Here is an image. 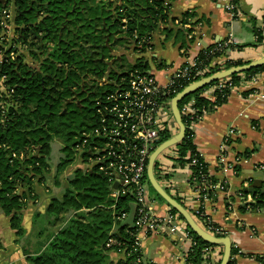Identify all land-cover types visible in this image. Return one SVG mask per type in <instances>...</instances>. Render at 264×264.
Returning a JSON list of instances; mask_svg holds the SVG:
<instances>
[{
	"label": "trees",
	"instance_id": "obj_1",
	"mask_svg": "<svg viewBox=\"0 0 264 264\" xmlns=\"http://www.w3.org/2000/svg\"><path fill=\"white\" fill-rule=\"evenodd\" d=\"M172 1L0 0V210L9 218L10 228L21 235V211L38 198L36 185L52 178L60 189L47 196L44 209L47 223L56 229L40 252L25 257L27 264H111L106 253L122 249L128 256L118 264H134V196L111 199L114 185L110 186L95 165H87L89 144L94 140L99 104L130 75L149 71L142 55L150 49L153 34L160 26L177 20L168 17ZM232 3L236 16L239 0ZM188 17L192 15L184 13L180 23ZM253 33L257 42L264 43L261 29L254 28ZM53 45L56 50L51 52ZM214 45L197 56L198 64L208 67L203 76L248 63L227 59L212 65L210 62L225 56L227 49L241 48L229 45L211 52ZM23 47L32 63L19 52ZM263 71L264 64L242 75L250 77ZM230 78L234 86L241 80L239 74ZM204 88L179 101L178 108L193 99L195 108L206 110L210 102L200 97ZM229 92L224 88L223 97L218 93L211 106L223 103ZM181 121L185 125L183 117ZM166 136L161 135V140ZM54 144L59 156L53 165ZM174 147L179 165L186 164L195 153L190 131L185 127L181 142ZM77 160L84 166L74 167L60 179ZM198 160V165L190 167L192 178L197 183L214 185L206 163ZM145 180L148 183L146 175ZM149 190L153 198L166 204L150 185ZM211 191H207L208 196ZM256 198L264 199V194ZM166 206L167 211L175 212ZM131 208L132 223H127ZM191 215L201 229L209 230L202 217ZM189 233L194 244L185 255L186 264H202L203 248L212 245L190 229ZM215 235L225 237L223 232ZM111 237L120 244L106 247ZM234 252L231 248L228 264L233 263ZM143 264L156 263L145 260Z\"/></svg>",
	"mask_w": 264,
	"mask_h": 264
},
{
	"label": "crops",
	"instance_id": "obj_2",
	"mask_svg": "<svg viewBox=\"0 0 264 264\" xmlns=\"http://www.w3.org/2000/svg\"><path fill=\"white\" fill-rule=\"evenodd\" d=\"M184 13L192 17L180 23ZM168 17L177 20L161 25L153 34L150 49L142 55L143 61L150 66L149 71L161 85L186 61L195 58L210 45L227 40L229 35L232 39L230 45L241 48L227 49L225 56L211 61L212 65L227 59L251 62L264 56V43L257 42L253 33L254 28L261 29L264 35V0H239L236 16H231L220 1L173 0ZM177 35L183 38L178 41ZM242 73H238L241 80L230 90L226 100L216 106L209 104L194 123L193 144L206 163L215 186L210 189L209 199L202 208L229 238L235 251L232 264H264V204L253 203L258 194H263L264 188L263 183L260 186L264 180V71L254 75V81ZM229 130H233V134L229 135ZM170 150L174 151L175 147ZM164 157L172 169L169 181L172 189H168L167 193L174 199L178 197V202L192 214L199 204L194 201L190 170L179 165L175 158H167L165 152ZM228 163H232L233 167L223 170ZM252 185L255 186L254 196L247 191ZM35 189L38 198L21 211V235L10 228L9 218L0 210V264H25L27 255L40 252L46 245L42 244L34 251L30 247L23 252L12 246L13 241L18 243L17 237L29 236L34 220L44 215L47 195L42 191V184H37ZM241 192L249 195L246 201L239 197ZM154 210L165 212L168 207L157 201ZM132 213L131 208L127 223H132ZM142 242L145 249L141 246ZM150 246L153 250L148 253ZM190 246V238L183 235L155 232L142 238L140 252L144 260L156 264H183V256ZM214 246L218 247L213 248L212 245L213 260H218L222 247ZM106 255L111 264H118L123 259L122 253L117 251H108Z\"/></svg>",
	"mask_w": 264,
	"mask_h": 264
},
{
	"label": "built area",
	"instance_id": "obj_3",
	"mask_svg": "<svg viewBox=\"0 0 264 264\" xmlns=\"http://www.w3.org/2000/svg\"><path fill=\"white\" fill-rule=\"evenodd\" d=\"M216 1L222 2L225 10L231 16H234L232 13L234 8L232 0ZM231 43L232 39L231 35H229L227 40L216 42L211 52L221 51ZM196 60L197 56L186 61L168 76L164 85H161L150 71L130 75L128 80L123 85H118L115 93L107 96L97 109L98 123L93 130L94 140L92 144H89L91 156L88 158L89 163L87 165H95L97 171L107 178L110 186L116 184V187H112L110 192L111 198L116 200L124 195L134 196L133 227L135 229L132 245L133 253L136 254L134 264H143L145 262L140 252V244L142 238L152 233L183 235L186 238H190V249L194 244L187 224L178 213L169 211L155 212L154 203L157 201L149 195L145 175L150 155L163 142L161 135H167L165 139L167 140L178 132V126L171 113V99L186 86L206 77L203 75L208 69L207 65L201 67ZM239 77H241L240 74ZM247 78L251 81L255 80L254 75ZM233 87L234 85L229 76L218 80L212 86L204 88L200 93V97L208 100L210 104L215 103L216 97L219 96L218 93H221L219 97H223L222 90L224 88L231 90ZM178 110L180 117H183L185 121L184 127L190 131L193 142L194 133L192 127L201 118L205 109L195 108L194 100L190 99L183 102ZM168 121H170L169 125L165 126ZM233 132V130H229V135L233 134ZM83 143H86V140ZM173 152L172 156L167 155V157L176 159L177 153L175 150ZM222 157L220 156L221 162ZM198 158L202 159L199 152L195 150L189 161L184 164L190 170V180L195 182L191 186L194 201L199 204L193 210V214L202 217L205 225L210 230L207 232L216 236L215 234L221 233L223 230L218 225H214L215 223L202 208L204 202L209 199L207 191L215 186L205 182L197 183L195 178H192L190 167L199 164ZM202 161L204 162L203 159ZM158 167L160 171L166 170L164 165L160 164ZM232 167V163H228L223 166V170H230ZM157 181L160 183L159 180ZM160 184L165 190L167 188L172 189L166 175L163 178V183ZM239 197L241 200L246 201V197H249V195L241 192ZM249 201L253 202L251 199ZM122 217H124V214ZM119 244L115 238L111 237L108 239L106 247ZM214 247L218 246L213 245ZM122 250L119 252L122 253V261H124L128 254ZM203 251L202 264H215L220 261V257L218 260H213L215 254L212 246L204 247ZM185 255L183 256V264H186Z\"/></svg>",
	"mask_w": 264,
	"mask_h": 264
},
{
	"label": "water",
	"instance_id": "obj_4",
	"mask_svg": "<svg viewBox=\"0 0 264 264\" xmlns=\"http://www.w3.org/2000/svg\"><path fill=\"white\" fill-rule=\"evenodd\" d=\"M56 50V46H52V51ZM264 64V56L261 58L245 63L243 65L231 67L228 69H224L207 77H204L191 85L184 88L180 93H178L175 97H173L170 101L171 113L174 117V120L178 126V132L176 135L170 137L169 139L163 141L150 155L148 159V164L146 167V176L150 187L154 190V192L167 204L169 205L176 213L180 215V217L185 221L189 229L201 240L210 244V245H220L222 247V255L219 261V264H228L230 255H231V242L228 237H216L201 229L194 221L191 214L188 212L186 208H184L176 199H174L167 191L162 187V185L157 181L154 175V166L157 157L160 153H164L168 148L175 146L180 143L183 135H184V126L181 121V117L178 110V103L185 97L191 95L195 91L209 85L212 82L218 81L220 79H224L226 77L232 76L234 74L247 72L250 69L259 67ZM264 174V173H263ZM264 184V180L260 182V186ZM116 187V184L114 185ZM263 188V187H262ZM254 196L255 186L252 185L247 190ZM264 194V188H263ZM259 203L264 204V199L254 201L255 205Z\"/></svg>",
	"mask_w": 264,
	"mask_h": 264
},
{
	"label": "rangeland",
	"instance_id": "obj_5",
	"mask_svg": "<svg viewBox=\"0 0 264 264\" xmlns=\"http://www.w3.org/2000/svg\"><path fill=\"white\" fill-rule=\"evenodd\" d=\"M182 38H183L182 35H177V40L178 41H180ZM19 52L20 53H23L25 55L26 61L32 63L33 59L30 56L27 55V51H26V49H24V47L21 48V49H19ZM169 122L170 121H168L165 124V126H168L169 125ZM52 147H53V151H52V154H51L52 155V162L51 163L54 165V162L57 160V158H58L59 155H58V150H57L58 147H57V145L54 144V145H52ZM171 148L172 147H170V148H168L166 150L169 155H170V153L173 152V151L170 152L171 151L170 150ZM166 151H165V154L168 155ZM168 161H169V159L167 160V162ZM173 163H175V162H173ZM155 164H156L155 165V169H154V173L156 175L155 177L158 178V180L160 181V183H163V178L165 177V175H167L169 181H171V178H170L171 176L170 175H171V170L172 169L169 167V164L166 163V159L164 157V153H160V155L156 159ZM160 164L161 165H164V167H166V170L160 171L159 170V167H158ZM81 165L82 164H79L78 160L77 161H73V163L70 166H68L67 170L60 176V179L63 180L64 177L68 176L72 172V169L74 167H81ZM82 166H84V164ZM52 171H51V174H52ZM146 187L148 189L149 195L153 198V195H151L152 192L149 190V184L148 183H146ZM42 191H45V194L50 197V195L56 194V193L60 192V189L53 184V181H52V178H51L47 182H45V183L42 184ZM166 191H168V188L166 189ZM19 192H20V190H19ZM111 199H113V198H111ZM154 200H156V199H154ZM68 215L69 214L63 216L61 218V222L63 220H65V218H67ZM47 222H48V217L46 215L40 216L39 219L36 218L34 220V222H33L32 228L29 230V236L26 237V235H23L21 237H17L18 243H15L13 241L12 246L16 247V249L18 251L21 250L23 252L25 250H30V247L34 251L38 246H40L42 244H45L46 241H47V239L49 238L50 234L53 232V230L56 229L55 227H53V228L50 227ZM142 244H143V242H142ZM141 246H142L143 249H145V244H143ZM148 250H149L148 253H151L152 250H153V247L150 246V248ZM13 257H15V256H13ZM22 264H24V263H22ZM25 264H27V263H25Z\"/></svg>",
	"mask_w": 264,
	"mask_h": 264
},
{
	"label": "bare ground",
	"instance_id": "obj_6",
	"mask_svg": "<svg viewBox=\"0 0 264 264\" xmlns=\"http://www.w3.org/2000/svg\"><path fill=\"white\" fill-rule=\"evenodd\" d=\"M197 81H198V80H197ZM195 82H196V81H195ZM193 83H194V82H193ZM191 84H192V83H191ZM191 84H190V85H191ZM209 85H210V84H209ZM188 86H189V85H188ZM207 86H208V85H207ZM186 87H187V86H186ZM186 87H185V88H186ZM205 87H206V86H205ZM203 88H204V87H203ZM201 89H202V88H201ZM199 90H200V89H199ZM180 92H181V91H180Z\"/></svg>",
	"mask_w": 264,
	"mask_h": 264
}]
</instances>
